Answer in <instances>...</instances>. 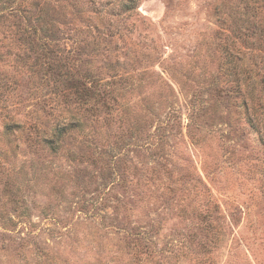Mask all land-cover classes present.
Segmentation results:
<instances>
[{"label":"rangeland","instance_id":"obj_1","mask_svg":"<svg viewBox=\"0 0 264 264\" xmlns=\"http://www.w3.org/2000/svg\"><path fill=\"white\" fill-rule=\"evenodd\" d=\"M0 264H264V0H0Z\"/></svg>","mask_w":264,"mask_h":264}]
</instances>
